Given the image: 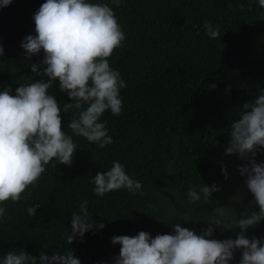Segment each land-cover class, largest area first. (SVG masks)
<instances>
[{
    "label": "trees",
    "instance_id": "obj_1",
    "mask_svg": "<svg viewBox=\"0 0 264 264\" xmlns=\"http://www.w3.org/2000/svg\"><path fill=\"white\" fill-rule=\"evenodd\" d=\"M46 0H12L0 8V91L28 84L46 76H36L29 65L43 60V50L25 58L21 43L35 35L34 14ZM108 3L111 0H90ZM115 8L126 39L117 49L110 66L121 73L127 87L121 89L122 112L109 111L101 117L114 143L100 149L83 137L77 144L71 166L52 161L24 196L8 201L0 219V260L7 251L23 249L39 257L51 256L72 248L81 264H114L120 245L114 236H135L140 231L151 237L174 234L172 224L180 223L197 234L209 225L210 218L230 220L258 212V205L247 189L246 177L238 168L246 161L238 154L225 155L230 123L238 119L245 102H253L264 91V8L258 0H122ZM243 4L241 10L238 5ZM231 5V7H229ZM249 5L251 9L249 10ZM219 26L221 37L209 39L203 24ZM44 65L39 66L43 72ZM212 85H216L212 88ZM230 87V91L226 88ZM49 94L61 108L62 127L71 113L63 106L71 103L54 81ZM72 111H75L73 109ZM257 162H264L258 154ZM120 161L132 178L142 183L143 195L133 196L124 189L98 197L91 179L105 172L113 161ZM52 164H57L53 167ZM226 167L228 179L221 168ZM220 190L210 199L188 203L190 186L197 191L204 184ZM87 200L92 220L104 223L103 229L85 233L69 245L65 231H71V214ZM39 203L34 217L26 208ZM223 212L221 217L216 211ZM188 221L185 223V221ZM230 222V221H228ZM233 229L214 228L211 239H236ZM247 238H264V221L249 227ZM45 246H48L45 248ZM237 250L230 264H239Z\"/></svg>",
    "mask_w": 264,
    "mask_h": 264
},
{
    "label": "clouds",
    "instance_id": "obj_2",
    "mask_svg": "<svg viewBox=\"0 0 264 264\" xmlns=\"http://www.w3.org/2000/svg\"><path fill=\"white\" fill-rule=\"evenodd\" d=\"M11 3L12 0H0V8ZM111 4L115 8L124 6L122 0H111ZM258 4L264 8V0H258ZM114 7L90 0H46L34 14L36 34L27 35L20 46L25 58L43 50L44 58L39 65L32 63L29 67L36 76L43 75L48 79L19 84L15 95L11 94V87L0 91V219L6 214L8 201L17 204L22 198H30V192L27 197L24 193L30 187H37V181L52 161L72 165L78 149L74 136L83 137L100 149L114 143L106 127L107 121L101 122L105 111L110 110L113 116L121 114L120 91L127 87L121 73L109 62L126 39ZM238 7L244 9L243 4ZM203 28L209 39L221 37L219 26L205 22ZM3 55L4 49L0 45V56ZM40 65L46 66L43 72L39 70ZM57 80L59 91L66 93L71 101L63 106L64 113H71L67 125L71 134L64 131L61 108L49 94ZM226 91H230V87ZM238 117L230 123L224 154H238L246 161L238 171L246 177V187L259 211L245 214L241 219L235 216L227 221L210 218L209 226L200 234L175 223L172 224L174 234H157L153 238L140 231L131 237L114 236L111 243L121 246L119 255L112 258L114 264H230L237 250L242 253L239 264H264V238L250 240L244 234L249 227L264 221V162L256 159L258 154H264V91L253 102H245ZM221 171L228 179L226 167L222 165ZM91 183L98 197L121 189L133 196L143 195L142 183L127 174L125 166L118 160L113 161L107 171L97 172ZM219 190L215 183L211 188L203 184L199 191L190 186L188 203L200 201L201 194L208 201L212 193ZM87 204V200H82L79 211L71 214V231L66 230L61 237L66 238L69 245L77 238L82 241L85 233L105 227L104 223L92 220ZM39 207V203L27 207L28 216L34 217ZM216 211L223 216L220 209ZM236 227L241 230L236 239L210 238L214 228ZM0 264H81V260L71 247L51 256L41 252L39 257L21 249L18 253L11 250L4 253Z\"/></svg>",
    "mask_w": 264,
    "mask_h": 264
}]
</instances>
